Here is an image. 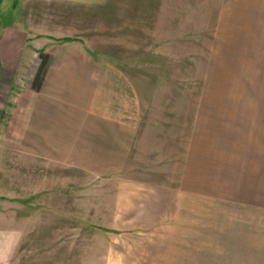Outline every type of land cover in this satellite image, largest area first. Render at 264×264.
Returning <instances> with one entry per match:
<instances>
[{"label":"rangeland","instance_id":"374dc122","mask_svg":"<svg viewBox=\"0 0 264 264\" xmlns=\"http://www.w3.org/2000/svg\"><path fill=\"white\" fill-rule=\"evenodd\" d=\"M219 1L37 8L68 58L55 65L90 75L40 102L33 128L29 100L0 125V264H264V205L255 220L211 189L223 185L205 106Z\"/></svg>","mask_w":264,"mask_h":264},{"label":"crops","instance_id":"0c3cea01","mask_svg":"<svg viewBox=\"0 0 264 264\" xmlns=\"http://www.w3.org/2000/svg\"><path fill=\"white\" fill-rule=\"evenodd\" d=\"M54 1L0 0V8H11L10 19L0 20V125L19 107L18 102L29 100L26 115L33 128L42 109L40 102L51 105L68 83L81 82L69 77L90 75L63 63L55 65L68 58L55 51L58 37L47 28L40 32L36 21L37 8H49ZM208 21L212 47L207 54L208 138L211 150L223 158V185L215 181L211 189L221 188L223 204L246 208L245 213L251 210V218L257 220L255 214L264 205V0H220L208 12ZM235 173L240 176L236 186ZM262 247L255 245L256 251Z\"/></svg>","mask_w":264,"mask_h":264}]
</instances>
